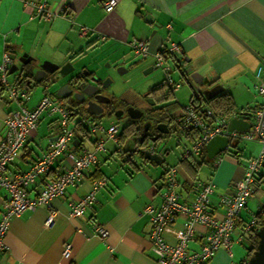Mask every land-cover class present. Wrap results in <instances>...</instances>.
I'll use <instances>...</instances> for the list:
<instances>
[{
  "label": "crops",
  "instance_id": "0c3cea01",
  "mask_svg": "<svg viewBox=\"0 0 264 264\" xmlns=\"http://www.w3.org/2000/svg\"><path fill=\"white\" fill-rule=\"evenodd\" d=\"M30 1L35 5L42 4L51 17L32 15L33 6L24 4L22 0H0V60L6 49L12 60L9 69L14 65L20 68V58L26 57L30 60L29 67L38 68L40 72V64L49 61L64 72L65 76L59 83L63 85L71 76L80 73L75 59L84 55L92 43L113 40L122 44L132 54L133 61L129 63L131 60H128L129 64L139 59L146 74L154 69L162 72V81L149 86L145 93L146 98L153 100L152 106L144 112L125 105V108L133 107L142 112L141 116H137L140 124H145L146 128L152 124L151 129L156 130L158 139L141 144L134 125L128 122L123 126L120 122L111 121L104 126L99 120L104 114L92 113L95 117L85 115L74 119L73 125L70 124L74 137L67 151L76 154L92 151L97 139L104 141V150L96 152V164L84 172L77 184L67 186L63 195L51 198L47 205L39 204L25 210L10 220L3 236L5 248L0 251V264H159L150 238L151 214L146 208L157 209L162 203L164 174L168 167L177 168L175 189L181 203L193 201L198 183L212 181L216 187L210 210L221 217L220 195L231 192L232 181L243 175L245 161L254 156L251 145H247L249 152H246L238 146V141L234 144L230 141L229 144L233 145L211 157H208L204 146L200 155L184 158L183 152L191 147L196 131L182 125L179 118L188 106L198 105L200 111L209 108L205 94L216 86H221V91L230 94L239 112L250 113L262 105L264 98L255 87V71L261 67L264 73V0H120L110 12L102 7L104 0ZM134 39L146 41L150 52L144 56L135 55L129 44ZM172 43L182 48L179 54L164 60L170 68L172 81L180 83L174 91L163 83L162 69L154 66L155 53ZM127 59L126 54L119 61ZM9 69L8 74L11 73ZM119 69L125 71L122 67ZM186 69L190 70L185 72ZM44 71L38 75L40 79L37 81L33 80V72L28 80H22L27 81L29 94L33 86H44V83L53 80L51 73ZM8 74L11 82L20 78L19 71L12 78ZM89 74L92 75V72ZM184 83L192 85L190 91L184 88L180 91ZM154 88L157 89L153 91ZM193 91L200 96V100ZM175 92H179L176 98L173 96ZM48 93L55 99H63L70 107L63 96ZM188 93H191L190 96ZM187 96V104L181 105L182 109L178 108L172 114L169 110L179 107V100ZM258 97L261 98L259 101L256 100ZM253 101L254 104H251ZM28 102L26 106L29 108L36 105ZM168 104L169 107L161 108ZM12 106L0 86V138ZM124 112L125 109H122L117 112L119 115H114L119 117ZM162 113L167 118L156 121V116ZM69 114L72 120L75 114L71 111ZM57 119V114L46 111L40 115L36 128L29 132L24 146L18 150L14 161L7 165L6 177L27 171L43 154L59 132ZM250 122L249 118V125ZM112 123L118 127V142L108 139L103 131L89 130L94 124H101L106 129ZM130 134L129 138L134 139L126 144ZM174 137L178 143L185 137L189 145L173 149L170 143L165 144ZM158 143L165 144V147ZM134 150L138 153L132 154ZM71 164L72 160L64 153L57 157L46 176L51 178L53 172ZM100 179H104L105 183L95 190L93 203L82 215L71 216V204L84 197L93 183ZM258 181L256 176L252 200L263 188ZM40 184L38 179L29 186L27 195L34 196ZM5 198L6 190L0 187V211ZM249 200L240 212L232 233L231 252L219 248L206 264L247 263L252 231L242 232L241 229L251 216L263 211L264 197L255 212ZM51 212L52 221L46 223ZM185 219L184 213L177 215L170 230L164 234L167 243H177ZM97 226L107 231L105 238H100ZM194 229V238L186 245L188 252L199 250L205 232L198 224L194 225ZM66 244L69 250L63 254Z\"/></svg>",
  "mask_w": 264,
  "mask_h": 264
},
{
  "label": "built area",
  "instance_id": "2783aa9c",
  "mask_svg": "<svg viewBox=\"0 0 264 264\" xmlns=\"http://www.w3.org/2000/svg\"><path fill=\"white\" fill-rule=\"evenodd\" d=\"M24 4H31L34 8L32 15L49 18L51 13L44 10L43 5H35L33 1L22 0ZM120 0H104L102 7L105 11H112ZM102 39L104 37H101ZM130 46L135 55H147L150 52L149 44L146 41L134 39ZM182 48L176 43L170 44L163 50L155 53L154 66L164 72V81L174 91L179 83L173 82L169 75L170 68L164 64L165 58H172L179 54ZM12 60L9 52L5 49L0 60V86L7 93L8 99L13 103L7 118L5 119V130L0 138V187L6 190V198L0 211V251L5 248L3 236L13 217L19 216L23 211L35 208L39 204H48L49 200L64 194L66 187L77 184L88 169L96 162V152L104 150L102 139L94 143V150L83 151L76 154L67 151L74 137V130L70 125V110L63 99H55L44 91L40 100L33 108L26 106L30 99L28 84L26 81L11 82L7 78L8 69ZM258 94L264 98V73L261 67L255 71ZM58 115L59 132L54 140H51L43 154L35 160L25 172H19L12 177L5 176V169L12 163L26 140L29 132L35 129L40 115L44 112ZM251 124L243 131H230L228 129V117L216 114L211 108L200 111L194 107H186L184 114L179 118L182 125H188L196 135L190 148L185 149L183 157L200 155L203 147L215 136H225L229 141L236 139L257 141L260 150L254 157L244 163L243 175L232 181L231 192L220 195L219 206L222 208L221 217H217L210 210L211 197L215 191V184L212 181L198 183L197 193L193 201L181 203L176 193L177 168L170 166L164 174V186L162 203L159 208L151 206L146 208L151 214L152 228L150 238L152 249L157 255L159 264H206L211 256L219 248L231 252L233 243L232 233L235 230L240 212L254 194V182L256 176L264 169V101L262 105L250 112ZM103 131L108 139L118 142L117 124L112 123L106 129L101 124L90 126L89 130ZM66 153V157L72 160L70 166H62L57 172H53L51 178L46 175L51 171L52 165L57 157ZM46 176V177H45ZM38 179V192L29 197L27 189ZM105 183L104 179L93 183L91 190L76 203L71 204L69 213L76 217L82 215L83 211L93 203L94 192ZM179 213H184L186 219L183 222V230L178 235L176 244L171 245L164 239L165 232L170 230L171 224ZM53 213L48 216L46 223L52 221ZM198 224L205 229L203 239L198 251L188 252L186 245L195 235L194 225ZM257 227V218L251 216L242 227V232H251ZM100 238L107 236V231L102 226L96 227ZM69 245L66 244L63 254H67Z\"/></svg>",
  "mask_w": 264,
  "mask_h": 264
},
{
  "label": "rangeland",
  "instance_id": "374dc122",
  "mask_svg": "<svg viewBox=\"0 0 264 264\" xmlns=\"http://www.w3.org/2000/svg\"><path fill=\"white\" fill-rule=\"evenodd\" d=\"M92 40V39H91ZM109 40V39H107ZM93 45L85 50V54L79 56V59H75L77 69L79 72H92L91 79H89L92 83L99 87L101 90V95L103 97L110 98L115 107H117L118 111L125 109V112L121 114L119 117L115 116L111 112L106 111L104 115H102L99 120L104 125L107 126L109 122H120L121 125L126 126L129 121V111L128 108H125V105L136 107L139 110L146 111V108L152 106L153 100L150 97H145V93L148 91L149 86L154 84H158L162 81V72L159 69H154L150 73H145V69L141 67L139 59H134L135 63L129 64L132 62L133 57L130 51L126 48H123L122 44H118L113 40L109 42H94ZM127 54L128 58L125 62L119 59L123 58ZM128 60L129 61L128 63ZM122 67L125 69L122 72L119 68ZM18 73V70H14L8 76L12 78L14 75ZM60 80L49 81L44 83V86L35 85L32 87V91H30V101L28 104L36 103L40 100L44 91H48L52 94L56 93V91L61 87L59 85ZM179 83V82H177ZM180 85V83H179ZM46 86V87H45ZM180 91H184V89L190 91V86L186 83L182 84ZM184 88V89H183ZM174 98L178 97L179 92H175ZM189 94V93H188ZM191 94V93H190ZM189 94V96H190ZM261 98L258 97L256 100L259 101ZM180 106L176 107V109H170L169 111L173 114L176 111L182 109L181 105H186L188 102V96L180 99ZM253 101L251 104H254ZM145 114V113H144ZM83 115V114H82ZM82 115L77 114L72 117L70 120V124L73 125V120L76 118H80ZM150 120L148 119L146 122L148 123ZM179 127V126H178ZM92 136L94 134H91ZM131 134L127 137V143L130 144L134 137L129 138ZM257 142V141H255ZM255 142L243 140H238V146L243 148L244 151L249 152V147L247 145H251L253 147L254 155L258 154L260 150V145ZM171 144V147L176 148V146L182 147L184 144H188V140L183 137L180 139L179 143L177 139L171 138L165 144ZM232 143H237V140L234 139ZM255 143L256 145L254 146ZM161 147H165V144H161ZM179 144V145H178ZM167 145V147H168ZM177 150V149H176ZM205 171V170H204ZM202 175V174H201ZM255 186V185H254ZM264 197V187L257 191V194L254 200H249L250 207L257 211L259 203L262 202ZM264 219V217H263ZM262 219V220H263ZM262 222V221H261Z\"/></svg>",
  "mask_w": 264,
  "mask_h": 264
},
{
  "label": "water",
  "instance_id": "95a60500",
  "mask_svg": "<svg viewBox=\"0 0 264 264\" xmlns=\"http://www.w3.org/2000/svg\"><path fill=\"white\" fill-rule=\"evenodd\" d=\"M29 59L24 57L23 59L20 58L21 67L19 68L17 65H14V67L10 68L9 71L12 72L13 70L19 71V80H28L31 75H29V71L33 72L32 68L24 69L25 65L29 64ZM41 72L45 73L44 70H47L51 73L53 77V82L56 80H59L65 76L64 72L62 70H58L57 65H53L49 61H43L40 64ZM190 69H186L185 72H188ZM32 74V73H31ZM38 71H35L33 73V80L37 81L40 78L37 76ZM192 76V75H191ZM89 79L93 80L91 76L88 74V72L83 71L80 73H77L70 77V79L56 91L57 95L63 96L64 98L71 96L75 101H82L86 96H93V99H89L85 102V106L82 108L79 104L80 109L78 110L77 106H71L72 112L77 115H82L81 117L89 114H102L103 113V107L101 106V103H106L109 101V98L103 97L100 95L97 91L99 90V87L96 86L94 83H92ZM27 82V81H26ZM73 85L75 89L70 86ZM190 87L192 85L190 84ZM222 90L221 86H216L212 88L210 91H208L205 94V98L209 99L219 93ZM195 97L197 100H200V96L195 93ZM194 105V103H192ZM71 105V104H70ZM198 107V105H194ZM129 115L133 118L137 116H141L142 112L134 109L133 107L128 108ZM87 113V114H86ZM115 115H119V113H115ZM250 118V113L248 112H238L236 115L232 116L228 120V129L230 131L236 130V131H243L247 128H249L248 120ZM153 141L156 139H152ZM233 145L229 144V140L225 136H215L211 138L208 143L205 145L208 153V157L213 156L214 154L225 150L228 146ZM138 153L137 150H134L132 154ZM148 155V154H147ZM151 158V157H150ZM153 158V157H152ZM256 235L258 237V243L256 246V249L253 251L251 257L247 260L246 264H264V220L260 226L256 228Z\"/></svg>",
  "mask_w": 264,
  "mask_h": 264
},
{
  "label": "trees",
  "instance_id": "16d2710c",
  "mask_svg": "<svg viewBox=\"0 0 264 264\" xmlns=\"http://www.w3.org/2000/svg\"><path fill=\"white\" fill-rule=\"evenodd\" d=\"M38 16H41V15H38ZM51 17V16H50ZM26 65L29 66V64L27 63ZM25 65V66H26ZM89 74V72H88ZM17 80V79H16ZM19 80V79H18ZM17 80V81H18ZM2 88V87H1ZM3 89V88H2ZM157 88H154V90H156ZM151 91V92H153ZM208 102H209V108H211L216 114L220 115V116H225V117H232L233 115L237 114L239 111H237L236 107H235V103L233 102V100L231 99V96L228 92H224V91H221L219 93H217L216 95H214L213 97L209 98L208 99ZM112 103V102H111ZM71 105H69L70 107H68L70 110H71V106H77L78 107V110L80 109L79 107V104L75 101H72L69 103ZM170 104L168 105H165L164 107H161L162 109L163 108H167L169 107ZM194 108H197L196 106H194ZM160 109V108H159ZM165 110V109H164ZM162 110V111H164ZM168 110V109H167ZM87 114V113H86ZM103 114V113H102ZM102 114H100L99 116H101ZM87 115H90L91 117H95V115H92V114H87ZM157 118L156 121L161 120V119H164V118H167L166 115L164 113L162 114H158L156 116ZM80 123V122H78ZM58 124V123H57ZM260 145V144H259ZM255 156V155H254ZM252 156V157H254ZM251 158V157H250ZM249 159V158H248ZM247 159V160H248ZM260 176V177H259ZM258 183L261 182V184L263 185L264 187V169L263 171L261 170V174L258 175ZM264 203V201H263ZM264 208V207H263ZM256 218L258 219L257 220V225L260 226L263 222V216H264V209L262 212L258 213L255 215ZM263 219V220H262ZM262 221V222H261ZM257 226V227H258ZM256 227V228H257ZM256 228L251 232L252 233V245L249 249V252H248V257H251L253 251L256 249V246H257V243H258V237L256 235ZM245 264V263H244Z\"/></svg>",
  "mask_w": 264,
  "mask_h": 264
},
{
  "label": "flooded vegetation",
  "instance_id": "af4514ba",
  "mask_svg": "<svg viewBox=\"0 0 264 264\" xmlns=\"http://www.w3.org/2000/svg\"><path fill=\"white\" fill-rule=\"evenodd\" d=\"M29 68V66L28 65H26L25 66V68L24 69H28ZM35 71H38V74H37V76L38 75H40V74H42L41 72H40V70L37 68V69H33V73L35 72ZM31 71H29V75H31ZM90 75V74H89ZM91 76V75H90ZM72 88H73V90L75 89V87L73 86V85H70ZM100 95H101V90L99 89L98 91H97ZM107 98V97H106ZM66 99V102L67 103H70L71 102V100L72 101H75L71 96H68V97H66L65 98ZM89 99H92V100H94L93 99V96H86L85 98H84V100H82V101H75V102H77L78 104H80L81 105V107L83 108L84 106H85V102L87 101V100H89ZM112 102V100L109 98V101L108 102H106V103H101V106L103 107V114H105V112L106 111H108V112H111L112 114H115V113H117L118 112V109H117V107H115L114 105H113V103H111ZM148 116V115H147ZM130 124H132V125H134V127H135V132L137 133V139H138V141L141 143V144H144V143H148V141H151L153 138L154 139H158V135L155 133L156 132V130L155 129H151L152 127V124H150L147 128L145 127V124L143 125V124H140V121H139V118L137 117V118H129V121H128ZM156 140H154V141H156ZM145 146L147 147L148 145H146L145 144Z\"/></svg>",
  "mask_w": 264,
  "mask_h": 264
},
{
  "label": "bare ground",
  "instance_id": "6f19581e",
  "mask_svg": "<svg viewBox=\"0 0 264 264\" xmlns=\"http://www.w3.org/2000/svg\"><path fill=\"white\" fill-rule=\"evenodd\" d=\"M229 140V139H228ZM230 142V141H229ZM208 143V142H207Z\"/></svg>",
  "mask_w": 264,
  "mask_h": 264
}]
</instances>
